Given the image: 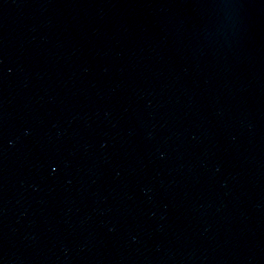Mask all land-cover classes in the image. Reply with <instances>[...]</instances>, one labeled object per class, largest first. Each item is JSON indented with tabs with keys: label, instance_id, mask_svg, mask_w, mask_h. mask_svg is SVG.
I'll return each mask as SVG.
<instances>
[{
	"label": "water",
	"instance_id": "1",
	"mask_svg": "<svg viewBox=\"0 0 264 264\" xmlns=\"http://www.w3.org/2000/svg\"><path fill=\"white\" fill-rule=\"evenodd\" d=\"M0 264H264V0H0Z\"/></svg>",
	"mask_w": 264,
	"mask_h": 264
}]
</instances>
